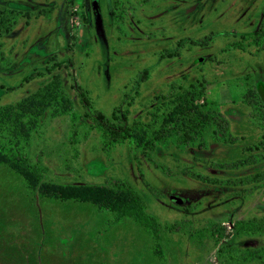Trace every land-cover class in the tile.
I'll use <instances>...</instances> for the list:
<instances>
[{"label":"rangeland","instance_id":"1","mask_svg":"<svg viewBox=\"0 0 264 264\" xmlns=\"http://www.w3.org/2000/svg\"><path fill=\"white\" fill-rule=\"evenodd\" d=\"M0 6L22 12L0 37V264H264V0ZM53 78L42 113L2 112ZM190 89L220 123L191 137Z\"/></svg>","mask_w":264,"mask_h":264},{"label":"trees","instance_id":"2","mask_svg":"<svg viewBox=\"0 0 264 264\" xmlns=\"http://www.w3.org/2000/svg\"><path fill=\"white\" fill-rule=\"evenodd\" d=\"M74 0H69L70 2H73ZM22 12L19 9L13 8V7H5L0 6V37L5 36L9 34L17 21V18L19 15H21ZM263 16H264V10H263ZM251 42L258 48L264 50V19L261 20L259 23V26L257 29L253 30L251 33ZM178 52L176 51H167L164 54L165 56H171L175 55ZM259 83V82H258ZM58 81L56 79H52L49 82H47L45 85L39 87L31 94L27 95L20 101H18L15 104H9L4 107L5 110L2 112L5 115H9L13 109L18 110V118H21L25 116L26 114L32 113V114H40L42 113L46 107L48 106L49 100L54 94L56 87H57ZM260 87L259 92L260 96L264 100V85L262 82L258 85ZM193 90H184L180 96L178 97L179 101L182 102L180 105H183L179 108L178 116L182 115V119H180V124H178V128H187L185 130V134L187 136H194V133L197 132V129L202 128L203 123L201 120L206 121H214L217 125H220L218 120H215V115L211 114V111L203 110L198 108L193 104ZM81 100L87 106V100L85 99L84 95H81ZM179 105V106H180ZM86 114H89L91 118H95L96 123L102 125L105 128V132L107 133V136L109 137V134L111 136L112 142L122 141L125 139L137 141V138L140 137L139 134L136 133V130L133 126H129V124L126 122V117L124 115L119 116L115 115L116 118H119L122 123H115L111 122L109 119L104 118L103 114L99 111H88ZM21 126V125H20ZM21 135L27 134V127L23 125L21 126V129L19 130ZM186 136V135H185ZM155 138H158V136H154ZM264 177V170H261L254 174L253 179L254 180H260ZM205 179H210L209 176H205ZM237 181H244L243 178L238 179ZM251 180H248V182ZM235 182V181H233ZM133 194H137L133 192Z\"/></svg>","mask_w":264,"mask_h":264}]
</instances>
